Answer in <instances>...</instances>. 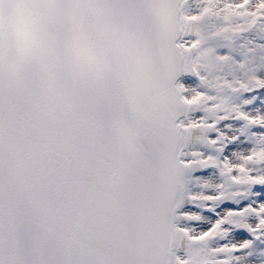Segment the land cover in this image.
I'll use <instances>...</instances> for the list:
<instances>
[{
  "label": "snow or ice",
  "instance_id": "snow-or-ice-1",
  "mask_svg": "<svg viewBox=\"0 0 264 264\" xmlns=\"http://www.w3.org/2000/svg\"><path fill=\"white\" fill-rule=\"evenodd\" d=\"M126 7L45 5L48 40L0 57V264H264V150L246 139L264 115L198 112L190 127L114 111L106 52L85 32ZM247 14L264 19V0ZM253 95L264 106V88Z\"/></svg>",
  "mask_w": 264,
  "mask_h": 264
},
{
  "label": "water",
  "instance_id": "water-1",
  "mask_svg": "<svg viewBox=\"0 0 264 264\" xmlns=\"http://www.w3.org/2000/svg\"><path fill=\"white\" fill-rule=\"evenodd\" d=\"M68 3L128 5L104 12L103 32L97 19L89 18L85 32L88 41L106 52L102 72L113 110L123 115L134 106H147L155 117L185 121L189 113L181 82L189 74L193 52L184 43L192 26L187 0H0V57L11 52L13 63L27 58L30 46L48 40L44 6ZM66 20L61 17L56 40L60 66L68 62L72 40Z\"/></svg>",
  "mask_w": 264,
  "mask_h": 264
},
{
  "label": "rangeland",
  "instance_id": "rangeland-1",
  "mask_svg": "<svg viewBox=\"0 0 264 264\" xmlns=\"http://www.w3.org/2000/svg\"><path fill=\"white\" fill-rule=\"evenodd\" d=\"M229 2L191 0L189 4L188 12L200 26L188 41L197 47V70L182 82L190 103L186 121L191 126L198 112L204 114L199 117L202 121L220 112L264 115V106L249 107L254 89L264 88V19L247 14L257 0H243L241 7H226ZM242 126L247 129V122ZM246 139L250 147L264 150V136L246 131Z\"/></svg>",
  "mask_w": 264,
  "mask_h": 264
},
{
  "label": "bare ground",
  "instance_id": "bare-ground-1",
  "mask_svg": "<svg viewBox=\"0 0 264 264\" xmlns=\"http://www.w3.org/2000/svg\"><path fill=\"white\" fill-rule=\"evenodd\" d=\"M190 7V6H189ZM191 20H192V26H191V28H190V30H189V35H191V34H194V33H196L197 31H198V28L200 27L199 26V22L197 21V20H195V19H193V18H191ZM189 47L190 48H192V51L193 52H195L196 51V46H193V45H189ZM187 96H185V98H186ZM187 100H188V98H186ZM188 102H189V100H188ZM191 127V126H190Z\"/></svg>",
  "mask_w": 264,
  "mask_h": 264
}]
</instances>
